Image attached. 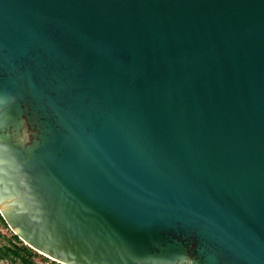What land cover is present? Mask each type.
Listing matches in <instances>:
<instances>
[{"label": "water", "instance_id": "obj_1", "mask_svg": "<svg viewBox=\"0 0 264 264\" xmlns=\"http://www.w3.org/2000/svg\"><path fill=\"white\" fill-rule=\"evenodd\" d=\"M0 215L64 264H264V0H0Z\"/></svg>", "mask_w": 264, "mask_h": 264}, {"label": "rangeland", "instance_id": "obj_2", "mask_svg": "<svg viewBox=\"0 0 264 264\" xmlns=\"http://www.w3.org/2000/svg\"><path fill=\"white\" fill-rule=\"evenodd\" d=\"M14 245L19 248H23L22 253L29 254V256L38 262V264H61L60 262L50 260L42 253L36 251L35 249L24 243L11 228L7 225L2 216H0V249L5 248V246ZM3 253V252H2ZM0 264H20L17 260L5 259L0 256Z\"/></svg>", "mask_w": 264, "mask_h": 264}, {"label": "trees", "instance_id": "obj_3", "mask_svg": "<svg viewBox=\"0 0 264 264\" xmlns=\"http://www.w3.org/2000/svg\"><path fill=\"white\" fill-rule=\"evenodd\" d=\"M22 250L23 248H19L14 245L5 246V248L0 249V256L5 259L17 260L20 264H36L29 254L20 252Z\"/></svg>", "mask_w": 264, "mask_h": 264}, {"label": "built area", "instance_id": "obj_4", "mask_svg": "<svg viewBox=\"0 0 264 264\" xmlns=\"http://www.w3.org/2000/svg\"><path fill=\"white\" fill-rule=\"evenodd\" d=\"M44 255V254H43ZM44 256H46V255H44ZM47 258H49L50 260H54V259H52V258H50V257H48V256H46ZM54 261H56V260H54ZM58 262V261H57ZM36 264H38V262H35ZM61 263V262H60ZM61 264H64V263H61Z\"/></svg>", "mask_w": 264, "mask_h": 264}, {"label": "bare ground", "instance_id": "obj_5", "mask_svg": "<svg viewBox=\"0 0 264 264\" xmlns=\"http://www.w3.org/2000/svg\"><path fill=\"white\" fill-rule=\"evenodd\" d=\"M36 251H38V250H36ZM38 252H40V251H38ZM40 253H42V252H40ZM42 254H44V253H42ZM45 255V254H44Z\"/></svg>", "mask_w": 264, "mask_h": 264}]
</instances>
